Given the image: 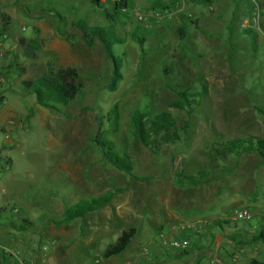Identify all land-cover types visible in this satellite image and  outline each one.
I'll return each mask as SVG.
<instances>
[{"label":"rangeland","instance_id":"obj_1","mask_svg":"<svg viewBox=\"0 0 264 264\" xmlns=\"http://www.w3.org/2000/svg\"><path fill=\"white\" fill-rule=\"evenodd\" d=\"M121 1L0 0V250L16 257L13 264H78L79 258L87 264L95 250L79 252V238L90 226L142 228L150 237L155 226L171 233L182 222H197L174 214L187 216L191 206L212 203L215 181L178 188L179 172L213 171L216 178L220 168L234 167L224 179L231 190L264 186L257 155H211L216 143L229 139H264V0H127L112 20ZM157 3L170 11L155 10ZM80 20L118 41L115 60L100 41L87 44L74 27ZM40 65L78 69L84 94L58 111L39 106L23 82L35 79ZM115 69L120 77L114 85ZM180 91L197 94L192 114L170 107ZM116 104L119 118L109 120ZM138 110L149 117L170 112L180 141L139 142L133 123ZM95 138L107 143L112 157L128 155L134 176L143 181L109 163ZM115 188L122 192L103 211L54 224L77 202ZM117 206L123 218H116ZM211 209L196 213L212 217ZM22 225L29 230L20 231ZM146 241L140 235L134 242ZM99 260L95 264H104Z\"/></svg>","mask_w":264,"mask_h":264},{"label":"trees","instance_id":"obj_2","mask_svg":"<svg viewBox=\"0 0 264 264\" xmlns=\"http://www.w3.org/2000/svg\"><path fill=\"white\" fill-rule=\"evenodd\" d=\"M96 3L100 0H94ZM128 7V1L122 0L121 3H116L113 15H110L112 20H115L117 10L126 9ZM155 10L160 8L161 10H169L170 6L157 3ZM74 27L79 29L82 32L83 39L87 42L88 45H93L96 41H100L104 51L107 56L115 60L114 54V45L118 43L111 42L107 39V32L101 28L91 26L89 27L83 20L77 21L74 23ZM185 26L181 28V34H185ZM134 39L142 45L143 39L135 36ZM23 41V40H22ZM37 40H33V44H36ZM121 42V41H120ZM119 42V43H120ZM31 43V44H32ZM115 62V61H114ZM40 65L41 73L39 72L38 76L33 80H26L23 82V86L26 89L29 95H34L36 103L49 110L58 111L59 106H68L81 94H84V85L82 83V77L78 69L73 67H61L54 69L50 66ZM114 85L120 77V73L115 69L114 72ZM178 100L176 103L172 104L170 107L177 108L179 110H186L189 114H192L195 110L194 105H197L196 99H191V97H197V94H189L187 91L178 92ZM0 101L3 102V98H0ZM264 113V110H261ZM114 118H119L118 106L114 105L109 114V120ZM134 123V133L135 137L144 145H148L154 137L159 141H162L164 144L176 143L181 139L180 133L178 131L176 118L170 112H159L154 114L152 117H149V114L142 112L140 110L136 111L133 115ZM153 136V137H152ZM97 147L103 151L105 159L111 163L118 170L125 173L127 176L135 178L139 181V178H136L133 174V168L128 155L124 156H115L112 157L111 153H108V148L106 147V142L97 141L95 138ZM217 148L213 149L211 155L219 159H225L230 156L241 157L243 155L255 154L257 157L262 159L264 163V139L259 137H243V138H233L229 139L226 142H220L215 144ZM234 169L231 170L233 172ZM212 171H201L196 175H186L184 172H179L176 175V184L179 187L185 185L191 187H199L205 184H208L211 181ZM122 192V188H115L114 190H109L105 194L95 197L91 200H82L77 202L72 207L68 208L64 213L61 219L54 221V224H70L73 221L84 219L90 213L100 210L102 207L110 204L113 198ZM24 223L30 226V222L24 220ZM216 226H221L222 222H214ZM20 231L29 230L27 226H20ZM138 230L135 227H129L120 234L117 240L109 245L103 253L104 258L117 257L121 255L126 249H128L133 241L136 239ZM264 239V234L261 233L258 236H255V240L260 241ZM196 247L193 245V248ZM189 250L183 252V255H187ZM15 256L6 251L0 250V264H13L15 261ZM250 264H260L257 261H252Z\"/></svg>","mask_w":264,"mask_h":264},{"label":"crops","instance_id":"obj_3","mask_svg":"<svg viewBox=\"0 0 264 264\" xmlns=\"http://www.w3.org/2000/svg\"><path fill=\"white\" fill-rule=\"evenodd\" d=\"M249 137L257 136L251 135ZM259 159L261 166L264 165L262 159ZM232 169H234V171L236 170L234 167L224 166L220 168V175L216 176V178L211 177V181L208 184L199 186H209L213 183L212 179H214V186L217 188L214 190V198L212 203H209L206 205V207L203 205L191 206L193 210L188 211L190 215L187 216L185 214L184 216L174 214V217L179 219V221L184 220L186 217H189L191 220L197 222L209 219L214 220L212 224L208 225V227L206 226L203 229V231L205 230L204 234H202V232L200 235V238L203 239V244H200L199 238L197 241L198 243H193V245L196 247L189 251L187 255H183V252L160 247L155 242L158 236V229L155 226L153 229L154 235H151L150 237H147L145 229H137V236L141 235L146 238L147 241L145 245L141 246V243L134 242V240L132 245L121 255L115 258H104L103 253L106 248L113 244L125 229L121 228L119 232H115L103 224L94 227L90 226L88 230H86L87 232H84V234H86L85 237H83V239H81V237L79 238L81 240L80 243L82 244L81 248H79V252L86 251L88 249L95 250L93 260L90 261L91 263L89 262L87 264H95L96 262H100V257H102V263L104 264H219L216 261L220 259L223 260V264H250L252 261H257L260 264H264V239L260 241H253L255 240L254 237L256 235H260L261 233L264 234V186L261 185V187H259V184L261 183H256L252 185L249 190H231V185L224 179H228L233 175L234 171L231 172ZM186 175L195 174L190 173ZM176 179L175 185L177 186ZM216 182L217 184H215ZM177 187L191 189L199 188L188 185ZM224 189L225 191L223 192ZM116 196L113 198L110 204L93 213H99L100 211H103L104 209L113 205L115 203ZM210 207H212V217L208 216V214L205 212L202 216L199 215L200 213H196L197 210H202V212L208 211V208ZM235 209L251 210L254 214V220L249 223L232 222L229 219V215ZM116 210V218H123L122 213L125 212L122 210V207L117 206ZM89 215L81 220L87 219V217L91 216ZM141 217L143 216H139V218ZM216 221L222 222V225L216 226L214 223ZM101 237L111 240V243L106 245L108 243V241H106L104 244H101V242H103L101 241ZM144 246H148L149 250L147 255L142 252L143 248L141 247ZM70 247L71 245H69V248ZM195 252L196 255L190 262L187 258L191 255L193 256V253ZM81 260L79 258L78 264H83L80 263Z\"/></svg>","mask_w":264,"mask_h":264},{"label":"built area","instance_id":"obj_4","mask_svg":"<svg viewBox=\"0 0 264 264\" xmlns=\"http://www.w3.org/2000/svg\"><path fill=\"white\" fill-rule=\"evenodd\" d=\"M229 219L234 222H252L254 220V214L249 209H235L230 215ZM209 221L203 220L201 222H182L178 224L171 233L159 232L155 242L162 248L185 252L192 248L193 243L199 238L203 229L208 226ZM197 239L196 241H193ZM3 249V248H2ZM148 248H143V253L147 255ZM8 252V250H5ZM219 264H223V260L216 261Z\"/></svg>","mask_w":264,"mask_h":264}]
</instances>
